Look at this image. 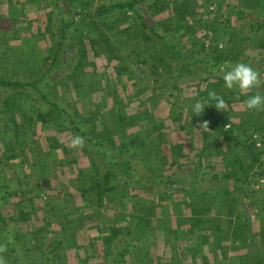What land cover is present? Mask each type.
I'll use <instances>...</instances> for the list:
<instances>
[{
  "label": "rangeland",
  "instance_id": "1",
  "mask_svg": "<svg viewBox=\"0 0 264 264\" xmlns=\"http://www.w3.org/2000/svg\"><path fill=\"white\" fill-rule=\"evenodd\" d=\"M135 1L0 0V244L11 237L7 264L37 260L42 247L45 260L61 258L66 245L71 264L263 263L264 178L258 166L249 169L242 148L255 133L246 108L234 103L238 127L227 126L228 136L192 111L197 101L210 103L209 91L237 100L218 74L226 61L264 68V21L253 29L249 15L260 14L249 8L258 0L117 6ZM257 91L264 95V81L249 95ZM147 109L151 116L138 123ZM153 114L165 125L159 131ZM252 121L264 126V117ZM76 134L85 138L83 149L69 146ZM161 180L166 186L153 183ZM36 186L45 189L41 198ZM159 192L169 198L159 202ZM199 199L206 204L195 211ZM216 202L220 211L208 212ZM22 210L31 221L17 224Z\"/></svg>",
  "mask_w": 264,
  "mask_h": 264
},
{
  "label": "trees",
  "instance_id": "2",
  "mask_svg": "<svg viewBox=\"0 0 264 264\" xmlns=\"http://www.w3.org/2000/svg\"><path fill=\"white\" fill-rule=\"evenodd\" d=\"M141 1H143V0H137V1H135V2H132V3H126V4H118L117 6H119V7H122V8H125V7H130V8H134L135 7V3H137V2H141ZM4 3H6V4H8L6 1H4ZM9 5V4H8ZM257 6H251V7H249V8H255V7H257L258 9H259V12H260V14H249L250 16H252V18H253V23H251V28H256V26H255V24L256 25H259V26H261L262 25V21H264V0H258V3L256 4ZM260 7V8H259ZM4 12L5 11H7V9L5 8L4 10H3ZM239 12H241L242 14H243V11L242 10H240ZM172 13H173V11H172ZM244 16V15H243ZM244 18H245V16H244ZM263 20H262V19ZM253 32V31H252ZM192 38H194V35H193V37ZM187 40H189L190 42H191V39L188 37L187 38ZM192 43V42H191ZM202 47L204 48V45H202ZM215 49H217L218 50V47H216ZM220 49H222V48H220ZM264 61V60H263ZM143 63H145V61L143 60L142 61ZM246 63V62H245ZM219 66V65H218ZM219 67H217V69H218ZM49 70H51V69H48V72L47 73H45V75H44V77H46V76H48V74H49ZM259 72L261 73V75H264V68H261V69H259ZM152 73H153V71H152ZM155 73H157V72H155ZM154 73V74H155ZM210 79V78H209ZM45 84H47V81H45ZM234 94V93H233ZM103 96V95H102ZM137 96H138V94H137ZM136 96V97H137ZM179 96V95H178ZM244 95H240V99L239 100H235V101H226L225 100V102H226V107L222 110V111H220V110H217L216 108H215V106H210L209 107V109H207V110H205V111H203V113L201 114V115H195L194 114V117L197 119V120H200V121H202V123H204L205 121H207L208 122V124L210 125V124H214L215 125V132H218L219 134H227V136H228V134L229 133H225L224 132V130H225V128L227 127V126H230L231 128H232V131H234V129H236L238 126V124H236V122H234L232 119H233V117H234V103H242L243 104V106H245L244 105V101L246 100V98L245 97H243ZM129 103V102H128ZM210 103L211 104H215V101H210ZM130 104H131V102L128 104L129 106H130ZM246 108V107H245ZM19 109V108H18ZM211 110V111H210ZM143 112H147V113H142L141 115H138V118H137V120H138V123L145 117V118H147V117H149V116H151V113L150 112H148V109L146 110V111H143ZM173 111H172V109H171V111H170V113H172ZM254 113V114H253ZM206 114H209V115H206ZM245 114L247 115V117H246V126H248L249 128H251L252 130H254L255 131V133L253 134V135H251L250 136V138H249V140L250 141H248V144H246V145H244V146H242V148L243 149H246L247 150V152L250 154V156H249V158H250V162H251V165L249 164L248 165V167H249V169L251 170L252 169V167L253 166H258V175L260 176V178H264V150H262V149H259V148H256V145H255V139H254V136L255 135H257V137L259 138V139H261V140H264V133H262L261 131L263 130L264 131V126H259V125H257V124H255L253 121H252V118H255V119H259V118H262V117H264V112H259V115H258V113H257V111H252V110H247L246 109V112H245ZM148 115V116H147ZM206 115V116H205ZM124 116H127L126 114L124 115ZM124 116H122V118L120 119V117L118 118L117 116V118L118 119H120L119 120V122H121V125L124 123V127H127V124H125V119H124ZM152 117L154 118V120L156 121V128H157V130L156 131H159V130H161L162 129V127L163 126H165L163 123H161L159 120V118L155 115V114H153L152 115ZM160 124H159V123ZM138 123H137V125H135L134 127L135 128H137V126H138ZM119 124V123H118ZM131 124V123H130ZM242 124H243V126H245L244 124H245V122L243 121L242 122ZM214 125H212V126H214ZM245 126V127H246ZM136 132V130L135 131H133V133L132 134H134ZM159 140H161L160 142V144H161V146L163 147L165 144H166V142H165V137H161V133H160V135H159V137H157ZM21 142H23L22 144H21V146H24V138L22 139V138H20V143ZM36 144H38V143H36ZM13 145L11 144V147H12ZM30 146H32L33 147V145H30ZM27 147H28V145H27ZM29 148V147H28ZM27 149V148H26ZM32 149V148H31ZM24 150V149H23ZM12 151V150H11ZM11 153H14V154H16V152H11ZM32 156V152L31 151H28L27 153L25 152V153H23V157H24V159H27L29 156ZM15 156H18V154L17 155H12L11 156V159L12 158H14ZM22 157V158H23ZM18 158V157H17ZM156 159H157V155H156V157H155ZM16 159V158H15ZM161 161V160H160ZM162 163V164H161ZM160 163V165L158 166V171H164V169H165V167H163V165H164V162L162 161ZM166 164H167V162H166ZM21 168L23 167V163H20V165H19ZM167 166V165H166ZM243 168V167H242ZM244 170L245 171H247L246 170V168L244 167ZM244 171V172H245ZM170 175H173V173L172 174H170ZM170 177H172V176H170ZM19 182V184L22 186L23 185V182H24V180H20V181H18ZM92 187L95 189V191H96V193H97V198L100 200V201H102V199H103V194H102V187L100 186L101 185V183H100V181L99 180H97V179H95V177H93L92 178ZM166 182L167 181H165V180H161L160 182H153L155 185H157V186H160V184L161 185H164V186H166ZM264 182V181H263ZM262 186V185H261ZM35 189V192H36V195H35V197L37 196V198L39 197V198H41L40 196H41V194H43V193H45V189H41V188H38L37 189V186L34 188ZM259 191L258 192H260V190H262V189H258ZM34 191H32V189H31V191H29V193H33ZM82 192H84V193H86V190H83ZM28 193V194H29ZM25 194L26 195H28L27 194V192H25ZM153 196H154V194H152ZM23 198L24 197H21V200H23ZM130 198H131V196H130ZM133 198V197H132ZM155 198L157 199V200H159V202H161V200L162 201H164V200H166V199H168L169 198V196L167 195V194H165V192H159L157 195H155ZM52 198H50V200H51ZM32 200H34V196L32 197ZM214 201V200H213ZM67 202V201H66ZM150 202H152V201H150ZM199 202H200V204H201V199H199ZM46 203H50V201H47ZM220 203V202H219ZM219 203L218 202H216V204H214L213 206H211L210 207V210L208 211V212H211V213H213V208L214 209H216V211L217 212H219L220 211V206H219ZM204 204H206V203H202L201 205H196L194 208H195V211L200 207V206H203ZM99 205H102L100 202H99ZM110 205H111V203H110ZM208 205V204H207ZM114 206V205H113ZM175 206H177L178 207V209L179 208H181V205H179L178 203L177 204H175ZM54 208V207H53ZM200 210V209H199ZM198 211V210H197ZM22 217H21V219H18V220H16V219H14V221L15 222H17V224H18V222H24L27 218V220H26V222H30L31 220V218H29V217H32L31 216V214L28 212V213H25L23 210H22ZM231 215V214H230ZM231 217H232V215H231ZM62 242H64V241H61L60 243H62ZM70 242V241H69ZM244 244L246 243V241H242ZM11 245V244H10ZM62 246V245H61ZM67 246V245H66ZM66 246L65 247H62L61 248V250H56V251H58L59 253H61L63 256L61 257V258H59V257H57V256H53V257H49L48 255H47V258L48 259H44L43 257H42V255L44 254L43 253V251L42 250H44L43 249V247H42V249L40 250V252H39V254H40V257L38 256L37 258V260H35V259H33V260H31L29 263H27V264H45L46 263V261L47 260H49V259H51V262H50V264H71L70 262H69V259H68V257H66ZM77 246V245H76ZM77 247H79V246H77ZM81 247V246H80ZM79 247V248H80ZM74 248H76V247H74ZM54 253V252H53ZM46 254H47V252H46ZM79 260V264H85L84 262H83V258H80V259H78ZM37 261V262H36ZM85 261H87L86 259H85ZM262 262L263 263H261L260 261H257V263L256 264H264V260H262Z\"/></svg>",
  "mask_w": 264,
  "mask_h": 264
},
{
  "label": "clouds",
  "instance_id": "3",
  "mask_svg": "<svg viewBox=\"0 0 264 264\" xmlns=\"http://www.w3.org/2000/svg\"><path fill=\"white\" fill-rule=\"evenodd\" d=\"M218 74L222 76L224 85L229 90H236L238 95L235 99L239 100L240 95L247 96L244 105L247 110L264 112V95L257 91L253 95H249L253 89L260 88L264 77L261 73L253 68L250 64L244 62H225L219 66ZM210 101H215V104H205L197 101L192 108L193 114L201 115L205 106H215L217 110L222 111L226 107L224 98L218 95L215 91L208 92ZM203 126L208 128V122L205 121ZM85 138L79 134L74 135L69 146L74 149H83L85 147ZM8 243H12L11 237L8 238L7 243L0 244V264H7V260L3 255L8 250Z\"/></svg>",
  "mask_w": 264,
  "mask_h": 264
},
{
  "label": "built area",
  "instance_id": "4",
  "mask_svg": "<svg viewBox=\"0 0 264 264\" xmlns=\"http://www.w3.org/2000/svg\"><path fill=\"white\" fill-rule=\"evenodd\" d=\"M254 139L256 148L264 150V140L259 139L257 135L254 136Z\"/></svg>",
  "mask_w": 264,
  "mask_h": 264
},
{
  "label": "crops",
  "instance_id": "5",
  "mask_svg": "<svg viewBox=\"0 0 264 264\" xmlns=\"http://www.w3.org/2000/svg\"><path fill=\"white\" fill-rule=\"evenodd\" d=\"M198 143V142H197Z\"/></svg>",
  "mask_w": 264,
  "mask_h": 264
}]
</instances>
